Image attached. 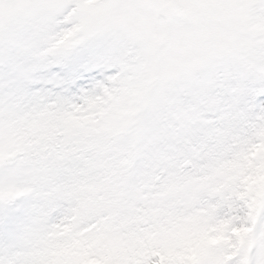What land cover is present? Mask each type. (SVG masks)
<instances>
[{
  "label": "snow or ice",
  "instance_id": "6c2138e0",
  "mask_svg": "<svg viewBox=\"0 0 264 264\" xmlns=\"http://www.w3.org/2000/svg\"><path fill=\"white\" fill-rule=\"evenodd\" d=\"M0 264H264V0H0Z\"/></svg>",
  "mask_w": 264,
  "mask_h": 264
}]
</instances>
